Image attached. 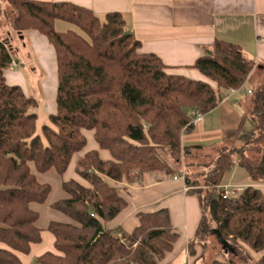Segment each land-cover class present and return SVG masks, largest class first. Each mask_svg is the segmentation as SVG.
Returning <instances> with one entry per match:
<instances>
[{
  "label": "trees",
  "instance_id": "trees-1",
  "mask_svg": "<svg viewBox=\"0 0 264 264\" xmlns=\"http://www.w3.org/2000/svg\"><path fill=\"white\" fill-rule=\"evenodd\" d=\"M3 1L10 9L0 12L11 28L19 34L37 30L53 47L57 89L56 110L37 133L39 102L7 81L12 49L0 37V264H22L17 253L28 254L31 244L41 241L40 213L32 205L45 203L52 186L36 172L62 175L85 145L83 128L93 130L111 158L90 150L76 160L88 185L61 182L65 196L49 206L70 221L48 222L55 251L43 252L34 264H161L180 238L166 208L138 211L126 236L108 223L128 206L120 185L154 172L179 176L182 159L187 192L201 196L204 211L195 238L216 237L215 228L228 244L225 251L232 252L227 261L210 264L252 263L244 246L264 251V193L247 185L224 198L217 190L234 161L251 182H264V64L255 65L239 44L217 38L190 65L209 81L194 79L142 51L121 12L100 18L70 1ZM59 21L76 29L61 31ZM253 72L258 80L244 96L236 131L209 148L208 161H195L206 147L182 145V134L193 127L189 111L215 108L223 92L241 88ZM246 119L254 127L243 139ZM166 150L172 162L161 156ZM195 243H188L189 251ZM254 263L264 264V254Z\"/></svg>",
  "mask_w": 264,
  "mask_h": 264
},
{
  "label": "crops",
  "instance_id": "crops-1",
  "mask_svg": "<svg viewBox=\"0 0 264 264\" xmlns=\"http://www.w3.org/2000/svg\"><path fill=\"white\" fill-rule=\"evenodd\" d=\"M54 1H70L86 6L100 18L110 11L121 12L126 19V29L140 41L142 51L155 53L165 64L171 66V71L194 79L205 80L202 78L204 76L190 65L196 58L203 55L206 48L217 38L239 44L244 54L252 59L255 65L264 64V0ZM6 6L7 4L0 0V11ZM4 21L8 22L0 12V37L9 43L13 53L10 40L13 39L14 32L3 27ZM5 26L9 27L7 24ZM16 34L21 35L18 37L23 40V47L29 50L28 56L33 58L34 62L21 61L22 66L18 57L12 56L17 68L15 70L8 68L5 73L6 79L11 84L20 85L27 95L33 96V90H36L37 96L43 99L47 96L48 102H44V108L48 116L56 110L57 72L53 47L37 30L28 29L22 34L17 32ZM45 52L51 56L49 66L42 60ZM21 53L22 50L17 49L16 55L20 56ZM253 74L250 75L249 81ZM249 81L241 89L223 92L222 99L215 108H202V117L193 122V127L188 132L182 134V145L205 146L206 148L202 151H206L218 144L227 134L235 132L240 123L241 114L244 112V96L246 90L250 89ZM35 98L40 105V99ZM253 127V122L246 119L242 128L243 139L251 133ZM94 149H98L99 156L103 159L111 158L107 152L103 151L105 149ZM234 165L233 173L238 170L243 171L237 184H244V187L252 185L264 193V182H251L246 171L238 164ZM83 185L88 184L85 182ZM120 186L121 194L128 201V206L111 220L108 226L118 227L121 232L127 230L129 233L137 224L138 211L166 208L172 225L177 229H184V237L164 261L170 264L184 248L186 249L185 261L182 264H197L195 260L202 253V245H196L193 252L189 254L188 243L195 236L203 215L201 196L188 193L183 179L174 177L143 176L133 183ZM49 239L53 249L42 247L44 240L41 235V241L31 244L28 254L17 253L22 264H28L34 254L37 257L45 251H55L52 233ZM221 258L220 255L216 257L219 260H222Z\"/></svg>",
  "mask_w": 264,
  "mask_h": 264
},
{
  "label": "rangeland",
  "instance_id": "rangeland-1",
  "mask_svg": "<svg viewBox=\"0 0 264 264\" xmlns=\"http://www.w3.org/2000/svg\"><path fill=\"white\" fill-rule=\"evenodd\" d=\"M5 9L9 10L10 7L8 8V5H7ZM6 20H8V22L4 21L5 25L7 24L9 27H7L5 25H3V27L9 28L10 30H12L14 32L13 39L10 40V43L13 46L12 56L16 57V58L18 57L19 62L22 66H23V63H25L27 60L29 62L30 61L32 62L33 58H29V56H28L29 50L27 48L23 47V40L19 38V37H21V35L16 34V30L11 28L8 17H6ZM56 27H57V29H59L61 31H64L68 28L76 29L75 26L61 22V21H59L57 23ZM17 49L22 50L23 58H22V53L20 54V56L16 55ZM42 57H43L42 58L43 62L49 66V63H50L49 57H51L49 55V53L45 52ZM25 66H26V64H25ZM256 75H258L257 72H255L253 74L252 78L250 79L251 82L249 81L250 84L248 86L251 87V85L253 83H255L256 80H258ZM202 78L207 80V78H205V77H202ZM250 87H248V88H250ZM33 91H34L33 96L40 99V105L35 109V112L37 113V133H40L41 126L45 123H48V118H47L48 116L46 115L48 113H47L46 109L44 108V102H46V101L48 102V100L46 99L47 96H45V99H43L41 96H37L36 90H33ZM47 93L48 92L46 89V95H47ZM81 132L85 138V145L82 147V149L75 152L73 154L74 156L72 155L73 157L71 158L66 171L62 175L55 173L53 170H49V171L44 172V173L36 172L37 177L41 182H48L52 186L51 193H50V195H49V197L45 203L32 205L40 213V217H39V220L37 222V225L41 229V235H42L43 240H44L42 247L46 248V249H53V246H52V244H50V239H49V238H51V233H50V231H48L46 229L48 222L51 220L70 221V218L68 216L64 215L63 213H61L55 209H52L49 206V204L52 201H55L56 199H59V198H62L65 196V193L61 188V182L62 181H67V180L72 179V180H75L79 183L81 182L82 184H85L86 181L82 177H80L79 174L77 173V170H76V160L77 159L76 158L79 157L81 154L84 155L85 152H88L90 150H96L94 148H100L98 146L95 138H94V133H93L92 129L83 128L81 130ZM97 151H98V149H97ZM103 151L107 152V154H109V156H110L109 151H107V150H103ZM211 153H212V150L207 149L206 151L199 153V157L195 161H201V162L208 161L209 160L208 154L212 155ZM161 156L169 162L173 161L171 158V154L168 150L161 151ZM100 158H102V157H100ZM185 162H187V160H185V159H184V161H183V159L180 161V166H181L182 171L186 170V168H184ZM234 164H238V162L234 161ZM234 164H233L231 170L225 175L221 185L219 186V189L217 190L218 193L220 190H223V187L226 185H230V186L235 187L239 190L243 189L244 184H237V182L241 178L240 174H242L243 171L238 170V171L233 173L232 170L235 166ZM231 175H232V178L230 179ZM145 176L158 177V176H162V174L159 172H154V173L146 174ZM203 213H204V211H203ZM205 213H206L207 219H209V225L212 226L213 223H212L210 214L208 212H205ZM178 231L180 233V238H179V241H180L184 237V229L178 228ZM121 234L123 236H126L128 234V231L122 230ZM194 240H196V243L193 244V249L190 251L188 250V251L190 254L193 252L196 245H198V246L202 245L201 246L202 247V253L199 256V258H196V260H195L197 262V264H210L213 260L216 259V257L218 255L222 256L221 259L224 261H227L232 256L231 255L232 252L231 251L226 252L225 249H223L222 244L217 240V238L214 235H209L204 239H196L194 236L191 239V241H194ZM244 247L248 251L249 255L251 256L252 263H250V264H255L254 262L257 261L264 254V251L257 252V251L252 250L249 247H246V246H244ZM185 251H186V249H184V248L182 250H180L179 254L177 256H175V258L170 262V264H182V262L185 261ZM35 259H36V255L34 254L33 257L31 258V261L28 264H34ZM162 264H169V263H168V261H162Z\"/></svg>",
  "mask_w": 264,
  "mask_h": 264
},
{
  "label": "built area",
  "instance_id": "built-area-1",
  "mask_svg": "<svg viewBox=\"0 0 264 264\" xmlns=\"http://www.w3.org/2000/svg\"><path fill=\"white\" fill-rule=\"evenodd\" d=\"M8 68L11 69V70H15L17 68V65L15 63V61L11 60V62L9 63L8 65ZM238 89H241V88H238ZM233 91V90H231ZM247 93H250V89H247L246 90ZM189 114L192 117V121L191 122H194L198 119H200L202 117V114H203V109L202 108H198V109H191L189 111ZM174 178H180V179H184V173L182 171L181 175L179 176H175ZM241 190L235 188V187H232L230 185H226L223 187V190H220L219 193L224 197H232V196H237L239 193H240Z\"/></svg>",
  "mask_w": 264,
  "mask_h": 264
},
{
  "label": "water",
  "instance_id": "water-1",
  "mask_svg": "<svg viewBox=\"0 0 264 264\" xmlns=\"http://www.w3.org/2000/svg\"><path fill=\"white\" fill-rule=\"evenodd\" d=\"M214 232L217 234L216 236L217 240L222 244L223 248L225 249V247L228 245L227 242L220 237L217 229H214Z\"/></svg>",
  "mask_w": 264,
  "mask_h": 264
}]
</instances>
